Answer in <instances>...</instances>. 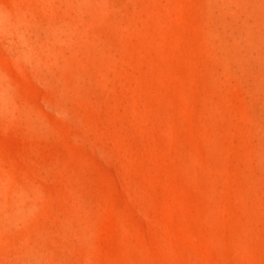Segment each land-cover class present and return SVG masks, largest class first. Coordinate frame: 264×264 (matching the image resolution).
<instances>
[{
    "label": "rangeland",
    "instance_id": "rangeland-1",
    "mask_svg": "<svg viewBox=\"0 0 264 264\" xmlns=\"http://www.w3.org/2000/svg\"><path fill=\"white\" fill-rule=\"evenodd\" d=\"M0 264H264V0H0Z\"/></svg>",
    "mask_w": 264,
    "mask_h": 264
}]
</instances>
